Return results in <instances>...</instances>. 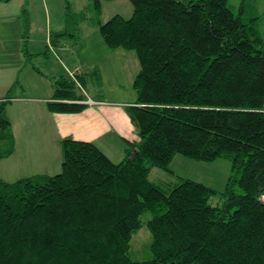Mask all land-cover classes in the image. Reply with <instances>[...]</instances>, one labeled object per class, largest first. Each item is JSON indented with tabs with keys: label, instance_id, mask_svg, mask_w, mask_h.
<instances>
[{
	"label": "trees",
	"instance_id": "obj_1",
	"mask_svg": "<svg viewBox=\"0 0 264 264\" xmlns=\"http://www.w3.org/2000/svg\"><path fill=\"white\" fill-rule=\"evenodd\" d=\"M129 1V16L105 21L101 0L88 5L105 45L137 56L136 98L125 108L138 139L114 162L92 141L63 137L59 171L0 179V264H264V39L255 6ZM70 15L65 3L52 42L72 36ZM20 16L29 59L25 6ZM77 75L52 80L49 111L86 107ZM18 85L0 98V159L14 151L5 110ZM176 153L230 160L220 205L200 181L181 178L164 191L148 178L152 167L170 171ZM142 225L152 256L135 259L129 241Z\"/></svg>",
	"mask_w": 264,
	"mask_h": 264
},
{
	"label": "rangeland",
	"instance_id": "obj_2",
	"mask_svg": "<svg viewBox=\"0 0 264 264\" xmlns=\"http://www.w3.org/2000/svg\"><path fill=\"white\" fill-rule=\"evenodd\" d=\"M240 1L241 0H227V3L235 10ZM8 2L10 3L8 6L15 8V10H6L9 22L7 21V27L4 25L6 23L3 22L0 31L3 29L4 33L8 37H11V40L6 39L5 43L10 47H15L10 50L14 51L16 55L17 42L15 39L16 36L19 35V29L22 31V21L20 17L21 8L18 10V17L16 15L17 8L14 6L24 2L25 8L27 11L29 10L28 15L34 19V33H30L29 28L28 39L31 40L25 42V44L27 43L25 48L30 51L31 49L37 50L38 45H40L38 40L44 38L46 26L48 27L49 25L51 31H57L55 29L61 27L65 3H68L71 11L69 24L72 36L65 37L72 40L73 47L70 52L72 62L70 60L66 61L68 58L64 57L65 63L67 65L72 64V67L69 66L70 70L75 66L78 67L77 69L79 71L75 70V72L73 70L72 72L73 74L81 75V79L86 82L84 89L81 90L85 96L86 93L91 97L97 95L101 99H104L106 104H109L106 105V107L100 105L102 107H99L100 109L96 112V117L103 118L102 116L105 114L106 119L109 120V125H111L114 121L113 118H116L117 115L121 116L123 114V116L125 115L129 120V115L125 106L136 98V91L132 86V81L139 69V62L133 50L124 49L122 47L111 49L105 45L99 33L98 25L92 23L90 20V15L92 13L88 5L90 0H10ZM246 2L255 6L258 15L257 26L261 37L264 39V0H246ZM47 13L49 14V23L44 21V16ZM114 13H119L125 17L129 16L132 13L130 1L101 0L100 20L105 21ZM3 21L5 20L3 19ZM50 55L48 59L51 66H53L54 70L51 73L55 74L54 77L60 74L70 77V75H68L70 73L68 70L69 68L65 67L64 62L59 60L53 53ZM0 60L12 61V58L9 57L8 53H4L0 56ZM38 60L39 59H35V63L39 65ZM26 66V70H28L27 68L30 67H28V65ZM5 67L7 66L0 64L1 69ZM94 68H96V73L98 74L92 73ZM26 72L28 71H25L22 75L26 84L24 87L26 95L40 98L38 99L39 101L37 100L38 106L42 104L44 106V97L49 94L46 91H49L53 79L50 77L51 74L46 76L42 75V77L37 75L38 79L32 80L31 76H27ZM77 78L79 79V77ZM13 89L18 91L19 87ZM14 90H12L13 94ZM30 102L31 101L25 104L16 102L9 106L8 104L6 105L5 113L9 118L11 117L14 127L15 144L13 153L0 159V179L12 181L20 176L33 173H55L60 170L61 159L56 157L54 153L55 148L50 136L43 132H38V129L42 127H49L48 120L45 118L43 119L40 115L35 116L36 112L31 117V120L27 117L20 116L19 109L26 104H32ZM33 104L37 105L35 102ZM114 108H119L120 110L122 108L124 113ZM12 113L13 116H10ZM130 123L135 130V135L138 136L137 128L132 122ZM32 127H35L36 130H33ZM96 141V143L100 145L99 147L102 151L112 161L118 162L125 156L127 140L124 138L122 139L118 135L109 133L106 137L103 135L97 137ZM54 162L56 166H54ZM169 168L170 171L159 167H152L148 174V178L160 185L164 191H167L169 187H171L170 185L177 183L181 178H190L200 181L216 190V193L210 197L209 201L214 205H220L222 203L223 196L221 192L224 190L225 183L231 173L230 160L226 157H218L213 160H200L176 153L169 163ZM148 215V212L144 213V217H148ZM150 240L151 235L145 225H142L133 232L129 241V252L131 257L135 259L150 258L152 256L149 248Z\"/></svg>",
	"mask_w": 264,
	"mask_h": 264
},
{
	"label": "crops",
	"instance_id": "obj_3",
	"mask_svg": "<svg viewBox=\"0 0 264 264\" xmlns=\"http://www.w3.org/2000/svg\"><path fill=\"white\" fill-rule=\"evenodd\" d=\"M24 4H25L24 2H21V3L17 4L16 6H14L17 8V13H16L17 16H18L19 8H22V6H24ZM8 5H10V3L8 1L7 2H0V24H1L0 27H2L3 22L6 23L4 25H5V27H7V24L9 22V20L7 18L6 10H8V9L15 10V8H13V7L11 8ZM29 17H30V15H29ZM3 19L5 21H3ZM29 19H30V26H29L30 33H34V19H32L31 17ZM49 20H50L49 14L47 13L44 16V21L46 23H49ZM62 25H63V22H62ZM62 25H61V27H62ZM59 29H55V30H59ZM50 32H51V27L48 25V27L46 26V33H45L44 38L41 40H38L40 45H38L37 50H32V49L30 51L27 50V52L31 54L30 58L28 57L29 59H27L26 53H24V51H22L23 50V41H22L23 37H22L21 29H19V31H18L19 35L16 36V39H15V41L17 42V45H16L17 55L14 53V51L10 50V49H14L15 47H10L5 43L6 39L11 40V37H8L4 33L3 29L0 31V56H2L4 53H8L9 57L12 58V61H3V60L1 61L0 60V64L7 66L4 69L0 68V98H2L4 96V94L6 93L7 89L10 87V85L13 83V81L17 79L20 85L16 86L15 88L19 87V90L18 91L14 90L13 97L11 98L9 103H7L8 106L12 105L16 102H21V103L25 104V103L31 101L30 103H32V104H29V105L26 104L19 109L20 114H21L20 116L25 117V118L27 117L31 120V117L36 112L35 116L40 115L43 119L45 118L46 120H48L49 127H46V126L42 127L41 129H38V132L39 133L43 132L46 135L50 136V139L52 140V142L54 144V148H55L54 153H55L56 157H58L59 159H61L60 140L63 137H72L75 139L89 140V141L96 143L97 137L102 136V135L106 137L107 134L112 133L113 135H118L122 139L124 138L125 140H128V141L129 140L130 141L137 140L138 136H136L134 133L135 130H134L132 124L130 123L131 122L130 118L128 120V118L125 115L124 116H123V114L121 116L117 115L116 118H113L114 121L111 123V125H109V120L106 119L105 114H103V116H102L103 118L96 117V112L102 107L100 105H103L105 107H106V105H109V104L105 103L104 99H101L97 95L95 97H93V96L91 97L90 95H88L85 92L87 100L90 99L91 102H86L87 103L86 107L83 108L78 113L49 111L46 107V104L44 106H43V104L38 106L39 104H38L37 100L40 98L30 97V96L26 95V93H25L26 90L24 89L26 84H25L23 77H22V75L24 74L25 71H28V72H26V74H27V76H31L32 80L38 79L37 75L42 77V75L46 76V75L51 74L50 75L51 78H53V79L56 78V77H54L55 74L51 73L54 69H53V66H51V63L49 62V59H48V57L51 56L50 55L51 53H53L59 60H62L65 64V67L69 68L68 70L70 71V73L68 75H70V77H72V74H73L72 71L73 70L79 71L77 69L78 67H76V66L73 67L72 70H70L69 66L72 67V64L69 63L71 65H67L63 59L64 57H66V58H68L66 61L70 60L72 62L71 57H70V52H71V49L73 47L72 46V40L68 39L66 37H60L57 40H55L54 42H52L50 40V36H49ZM20 35H21V37H20ZM28 40H31V39H28ZM32 41H33V39H32ZM18 55H20V56H18ZM35 59H39L38 60L39 65L35 63ZM26 65H28V67H30V68H27L28 70H26V67H27ZM62 75L63 74H60L58 76H62ZM67 78H68V76H67ZM26 80H28V79H26ZM36 81H39V80H36ZM26 82H28V81H26ZM46 92L49 94L46 97H44L45 98L44 102L47 99H50L52 97V93H53L52 82H51V87L49 88V91H46ZM134 101H132L130 103H133ZM34 102L37 105L33 104ZM126 103H128V102H126ZM106 109H108V108H106ZM114 109L120 110L119 108H114ZM120 111H122V113H124L122 108ZM101 112H103V111H101ZM10 116H13V113L10 114ZM9 119H11V117ZM10 122H11V127H12V131L14 134V139H15V132H14V127L12 125V119L10 120ZM105 125H106V127H105ZM32 128H33V130L34 129L36 130L35 127H32ZM96 145L100 146L97 143H96ZM54 166H56L55 162H54Z\"/></svg>",
	"mask_w": 264,
	"mask_h": 264
},
{
	"label": "built area",
	"instance_id": "obj_4",
	"mask_svg": "<svg viewBox=\"0 0 264 264\" xmlns=\"http://www.w3.org/2000/svg\"><path fill=\"white\" fill-rule=\"evenodd\" d=\"M73 76V75H72ZM86 102H91V100L90 99H88V100H86ZM260 198H261V200H263L264 201V193H262L261 195H260Z\"/></svg>",
	"mask_w": 264,
	"mask_h": 264
}]
</instances>
